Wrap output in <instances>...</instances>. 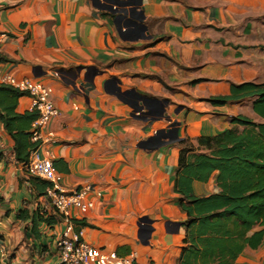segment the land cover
Listing matches in <instances>:
<instances>
[{
    "label": "crops",
    "instance_id": "1",
    "mask_svg": "<svg viewBox=\"0 0 264 264\" xmlns=\"http://www.w3.org/2000/svg\"><path fill=\"white\" fill-rule=\"evenodd\" d=\"M100 4L127 14L115 21L92 0H0V79L36 78L52 88L58 113L44 133L53 140L38 153L52 159L62 185L90 187L92 207L73 213L74 232L96 248L133 255L135 264H182L189 222L203 215L190 200L221 192L216 170L206 180L186 173L195 156L211 152L198 139L236 128L231 119L239 115L262 122L252 98L222 106L209 100L228 96L231 85L264 83V0ZM131 8L142 12L146 31L129 17ZM142 99L146 120L131 107ZM16 111H31L30 98L21 97ZM171 123L178 140L161 145L156 136ZM30 177L0 125V249L11 264H58L61 220L41 224L35 239L24 237L30 222L17 219L24 209L51 213ZM232 264H264V236Z\"/></svg>",
    "mask_w": 264,
    "mask_h": 264
},
{
    "label": "trees",
    "instance_id": "2",
    "mask_svg": "<svg viewBox=\"0 0 264 264\" xmlns=\"http://www.w3.org/2000/svg\"><path fill=\"white\" fill-rule=\"evenodd\" d=\"M4 59L0 57V61ZM25 93L0 84V125L13 141L17 163L27 164L31 150L37 144L30 141V126L35 111L18 113V100ZM252 98V111L262 119L255 123L239 115L231 119L236 128L224 130L213 137H200L199 146L211 150L210 154L195 156L186 173L198 180H206L217 171L216 182L221 192L206 198H193L190 204L202 217H195L189 226L195 229L188 236L182 264H232L244 247L257 248L264 236V83L231 85L228 96L212 97L214 106L228 101ZM241 128L240 130L238 128ZM37 194L45 196L48 182L30 177ZM29 179V180H30ZM21 222L29 221L30 231L24 237L38 239L41 224L52 227L61 216L51 208V213L36 207L31 214L26 209L17 213ZM76 223L75 219H72ZM80 224H84L81 221ZM263 228L248 235L256 226ZM197 226V227H193Z\"/></svg>",
    "mask_w": 264,
    "mask_h": 264
},
{
    "label": "built area",
    "instance_id": "3",
    "mask_svg": "<svg viewBox=\"0 0 264 264\" xmlns=\"http://www.w3.org/2000/svg\"><path fill=\"white\" fill-rule=\"evenodd\" d=\"M0 82L25 93L31 100V111L37 113L29 130L30 141L36 143L37 147L30 151L28 162L23 167L29 175L50 185L46 189L45 199L61 216L62 223L59 234L55 235L58 264H135L133 255L120 257L114 251L96 248L85 242L80 232H74L73 213L85 214L92 207L90 187L81 185L68 188L62 185V177L52 159L49 156L41 158L38 153L40 144L53 140L52 133H44L49 121L58 113L52 102V88L41 81L28 78L17 80L8 75ZM7 255L6 249H0V264H11L7 261Z\"/></svg>",
    "mask_w": 264,
    "mask_h": 264
},
{
    "label": "water",
    "instance_id": "4",
    "mask_svg": "<svg viewBox=\"0 0 264 264\" xmlns=\"http://www.w3.org/2000/svg\"><path fill=\"white\" fill-rule=\"evenodd\" d=\"M94 6L98 7L99 9L101 10H106L112 14H115V21L117 19H120V18H124L127 14V11H123V10H120V9H115L112 7V6H104V5H101L100 4V0H92ZM123 5H126V6H132V2L131 1H126L123 3ZM130 12V18L131 19H134L135 23L138 28H140L142 31H146V27H144V25L142 24V20H143V15H142V12L140 11V13H136L135 11V8H131L129 10ZM141 15L140 18H137L136 15ZM114 21V22H115ZM115 27H116V30L119 34L120 37H123V34H122V26L117 24L115 22ZM77 76V74L75 73L74 75V78ZM87 81V80H86ZM71 84H75V82L73 81ZM144 101V104L142 103V105H138V106H131L134 113H139V117L140 119L142 120H146L147 116L150 115V107L148 106L147 102H146V99H142ZM160 104V103H159ZM161 105V104H160ZM161 113H162V116H166L165 115V106L164 105H161ZM175 124L174 123H171L170 127H169V130L168 132H166L164 134L163 131L159 132L157 134V139L158 138H162L164 141H161V145H165V144H168V143H173V142H176L178 140V137H177V129L174 128ZM141 221H147L146 218H143L141 219Z\"/></svg>",
    "mask_w": 264,
    "mask_h": 264
},
{
    "label": "rangeland",
    "instance_id": "5",
    "mask_svg": "<svg viewBox=\"0 0 264 264\" xmlns=\"http://www.w3.org/2000/svg\"><path fill=\"white\" fill-rule=\"evenodd\" d=\"M23 78H28V79H31V80H33V81H40V80H38V79H36V78H29V77H20V78H16L17 80H21V79H23ZM7 257H8V255H7ZM7 261H9V257L7 258Z\"/></svg>",
    "mask_w": 264,
    "mask_h": 264
}]
</instances>
